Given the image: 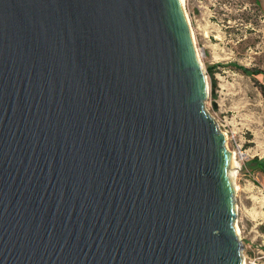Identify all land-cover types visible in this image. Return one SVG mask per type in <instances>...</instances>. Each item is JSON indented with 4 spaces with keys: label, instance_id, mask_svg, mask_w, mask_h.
Segmentation results:
<instances>
[{
    "label": "water",
    "instance_id": "1",
    "mask_svg": "<svg viewBox=\"0 0 264 264\" xmlns=\"http://www.w3.org/2000/svg\"><path fill=\"white\" fill-rule=\"evenodd\" d=\"M193 50L179 0H0V264H240Z\"/></svg>",
    "mask_w": 264,
    "mask_h": 264
},
{
    "label": "rangeland",
    "instance_id": "2",
    "mask_svg": "<svg viewBox=\"0 0 264 264\" xmlns=\"http://www.w3.org/2000/svg\"><path fill=\"white\" fill-rule=\"evenodd\" d=\"M183 8L207 81L202 112L225 134L224 147L239 164L232 201L242 263L261 257L264 264V77L237 68L264 69V0H184Z\"/></svg>",
    "mask_w": 264,
    "mask_h": 264
},
{
    "label": "bare ground",
    "instance_id": "3",
    "mask_svg": "<svg viewBox=\"0 0 264 264\" xmlns=\"http://www.w3.org/2000/svg\"><path fill=\"white\" fill-rule=\"evenodd\" d=\"M183 1L184 0H179L180 5L182 7H183ZM184 16L186 17L185 13H184ZM186 21H187V17H186ZM190 34H191V32H190ZM191 37H192V35H191ZM192 41H193V39H192ZM193 51H194V57H195L196 63L199 64L198 63V55L196 53L195 48H194ZM203 84H204V93L207 95L208 90H207V81H206L205 77L203 79ZM223 135H224V138L223 139L225 141V139H226L225 134H223ZM225 150H226V152H225V154H226L225 155V159H226V165H227V178H228V181H229V186H230L231 192L233 193L234 191L237 190V187H236V185L234 183V177H235L236 170L239 167V164H238V162L235 159V156H234L235 153L233 154L231 152H228L227 149H226V147H225ZM234 232L236 234L239 232V230L237 229L236 226L234 227ZM242 262L243 261L241 259L240 264H243Z\"/></svg>",
    "mask_w": 264,
    "mask_h": 264
},
{
    "label": "trees",
    "instance_id": "4",
    "mask_svg": "<svg viewBox=\"0 0 264 264\" xmlns=\"http://www.w3.org/2000/svg\"><path fill=\"white\" fill-rule=\"evenodd\" d=\"M237 68L240 69L245 75H248L251 77L262 75V77H264V69H250L246 67H237ZM208 73L210 74V76H213L212 69H210ZM215 84H216L215 81L212 79L211 80L212 91L215 90V86H216ZM260 89H261L262 94H264V87L260 86ZM213 106L215 107V104ZM261 165L264 166V162H262ZM262 169H264V167H262Z\"/></svg>",
    "mask_w": 264,
    "mask_h": 264
},
{
    "label": "built area",
    "instance_id": "5",
    "mask_svg": "<svg viewBox=\"0 0 264 264\" xmlns=\"http://www.w3.org/2000/svg\"><path fill=\"white\" fill-rule=\"evenodd\" d=\"M229 139L234 142V144L236 146V151L238 152V155L239 156L242 155L243 154V151L241 149V145H239V144L236 143L235 134L234 133H231ZM260 259H261V257H254L252 259H249L248 260V264H261ZM244 261H245V258H244Z\"/></svg>",
    "mask_w": 264,
    "mask_h": 264
}]
</instances>
